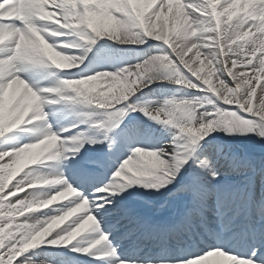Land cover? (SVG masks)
I'll return each instance as SVG.
<instances>
[{"label":"clouds","instance_id":"obj_1","mask_svg":"<svg viewBox=\"0 0 264 264\" xmlns=\"http://www.w3.org/2000/svg\"><path fill=\"white\" fill-rule=\"evenodd\" d=\"M100 2L104 5L103 8L83 14H78L67 7V5L74 6L76 0H36L35 5H27L26 7L35 10L29 12V16H35L36 20L35 23L28 25L27 31L19 29L0 30V46L5 45L6 42L15 41L11 54L0 59V79L6 75H11L14 69L19 71L20 65L36 59L54 70L70 71L78 68L83 63V58L70 54L65 49L82 48L89 42H95L97 36L100 38L107 37L122 44H137L139 32L135 30L136 27H139L147 35L152 18L145 17L144 12L152 6V0H100ZM83 3L87 5L89 0H83ZM128 3L133 5V13L135 18L139 20L138 24L121 21L115 14L117 9L114 6ZM177 3L179 4V0ZM179 7L182 9L183 16L179 23L184 25L182 29L184 37L181 38V43L177 45L181 51L196 48L195 40L189 37H195L197 32H200L201 35L207 33L206 38L208 39L214 38L212 33L220 27L221 23L219 12L213 11L208 15L207 20L194 21L188 11L192 5L180 4ZM57 8L61 11L55 10ZM214 8L215 5H213ZM197 10L193 8V11ZM19 11V8L13 7L12 11L7 14L12 15ZM201 15H205V13H201ZM225 18L228 24L225 32L228 33V29H233L227 38L235 37L245 41L244 44H237L235 49H230L238 58L232 61V68L227 67V62L224 63L223 70L218 68L216 63H213L216 59V53L208 48L206 53L197 52L196 59L192 60L191 63L186 59L184 63L188 64V68H184L183 64H177L175 60H171L168 53L156 54L154 56H163L170 60L175 68L161 71L157 64H149L150 61L156 60L149 57L142 62L125 66L116 71L103 70L83 78L61 79L58 84H63L68 94H75L76 97L86 101L90 106L113 109H116L118 104L130 99L139 89L146 88L153 83L183 84L185 89L197 90L205 93V95L166 98L162 102L150 105V111L144 112V115L163 125L182 129L186 140L195 138L199 141L215 130L226 131L229 126L235 128L237 122L231 119L234 118L235 114H226L221 106L238 105L243 108L247 104L251 107L248 96L253 94L255 88L245 73H238L239 83H236L235 88L230 87L222 79V75L227 72L232 77L233 70L237 68V65L243 67L245 64L243 60L239 59L241 54L256 51L255 40H248L247 37L258 36L264 41V0H243L239 4V10H237V4L233 2L232 7L227 9ZM163 27V23H161L159 25L161 32ZM61 29L68 31H61ZM100 33L105 35L100 36ZM65 36L73 39L59 42L50 39ZM152 39L157 38L152 36ZM167 46L172 49L170 45ZM173 54L176 55L177 60L180 59L175 51ZM186 55L190 56L191 51ZM247 64L251 65V60H248ZM146 65L149 66L146 67ZM181 66L189 75H184L185 72L183 71L181 73L182 79H173L170 74L171 71L180 70ZM253 69L264 72V55L257 58L256 67ZM218 72L220 76H216ZM213 77H216V82L220 84L219 88L214 86ZM57 91H60L58 87L34 88L20 75H12L5 84H0V93H2L0 98L4 101L2 117L5 121H11L13 127L24 123L25 117L28 116H30L28 123L43 122L46 120L44 106L55 103V101L48 100L42 93ZM262 102H264V96H262ZM129 107L132 106L129 105ZM116 110L119 111V109ZM210 129L211 131H209ZM196 133H199L198 137ZM92 139L91 137H82L84 142ZM84 142L77 146L73 144V138L61 137L57 132L51 130L50 125H46L39 139L22 145L16 151L15 167L12 174L18 175L23 184V187L16 194L23 193L22 199L17 203L24 210L35 213L65 201H78L67 211L61 212L59 215L47 216L46 220L35 216L25 217L26 222L31 221L32 223L30 226L25 223V227L20 229L24 233L20 237L22 250L37 247L43 242L45 236L55 232L57 228H61V225L66 221L72 220L74 216L83 212H88L94 201L104 199L106 193L114 194V188L116 190L121 189L120 184L100 185L92 190L94 198L90 201L82 192L68 183L62 170L42 172L33 167L46 165L47 162L68 160L71 158L68 154L78 153L83 148ZM7 154L0 153V157ZM165 154L167 153L163 148L144 149L137 147L134 149L135 158H128L127 166L122 165L121 170H119L120 175L117 177L115 174V177L124 185L145 183L150 187L159 181L161 173L164 176L170 175L168 171L170 161L164 159ZM48 167L53 166L48 165ZM3 172L4 170L0 168V173ZM6 178V175L0 174V180ZM40 186H46L48 190L41 191L39 194L28 193V189H36ZM96 206L99 207V205ZM21 216L24 217L23 212H21ZM96 223L95 217L89 212V215L80 224H77L71 233L65 235V241L73 236L81 235L85 231H95ZM34 229H39V231L33 234ZM2 232L3 229H0V233ZM104 240L106 237L97 243H103ZM23 264H35V262L28 258Z\"/></svg>","mask_w":264,"mask_h":264},{"label":"snow or ice","instance_id":"obj_2","mask_svg":"<svg viewBox=\"0 0 264 264\" xmlns=\"http://www.w3.org/2000/svg\"><path fill=\"white\" fill-rule=\"evenodd\" d=\"M13 3H17V0H13ZM163 3L164 0H159V3H157L155 7L151 6L147 8L144 12V16L151 18L158 17L161 13ZM3 4L4 0H0V5ZM184 4L192 5V8H189L188 11L194 21H203L208 19V15H206L210 12L208 0H184ZM67 7L69 10H73L78 14H83L85 12L97 11L103 8L104 5L100 2V0H95L94 3H88L87 5L83 3V0H76L74 6L67 5ZM114 7L117 9L115 14L121 19V21L133 24L139 23V20L135 18L133 13L132 4L128 3L126 5H118ZM193 8L198 10L193 11ZM55 10L61 11L59 8ZM105 10H107V8H105ZM33 11L35 10L25 6L22 9L23 18H7L0 13V30L12 31L19 29L21 31H27L28 25L36 22L35 16H29V12ZM201 13H205V15H201ZM135 30L139 32L137 44H144L147 39H152L151 34L145 35L139 27H136ZM61 31L68 30L61 29ZM104 35V33H100V36ZM98 38L100 37L97 36L95 42H89L87 45L90 46L95 44ZM155 41L162 42L159 39H155ZM14 45L15 41L13 40L0 46V59H4L6 56L10 55ZM165 45L167 46V44ZM82 48H84L85 52L90 50V48L85 45ZM167 53L171 56L172 60H175L177 64H179V60H177L176 55L173 54V50L168 46ZM150 57L153 59L160 58L159 56L154 55ZM46 67L47 66L38 59L22 64L19 66V71L14 69L11 72V75H6L4 78L0 79V84H5L12 75H20L19 73L27 72L30 68L42 69ZM248 67L253 69L256 67V64L253 63ZM181 71H184L185 75H189L182 66ZM222 79L230 87H236L234 78L230 77L227 72L223 73ZM145 83H147V81H145ZM55 87H58L60 91L45 93H55L60 100L71 102L72 104L90 106L86 103V101H82L79 97H76L75 94H68L63 84H57ZM253 87L255 88L254 82ZM142 89H139L137 92H140ZM249 91H251V89H249ZM255 91V106L249 107V105L245 104L244 107L241 108L238 105H234L236 106L234 111H226V113H234L235 116L231 119H234V121L237 122L235 124V128L231 126L227 127V132H252L253 129H256L258 134L264 138V102H262V96H264V84H261ZM129 105L132 107H129ZM150 105L151 103H131L130 99H128L122 104H118L116 106V109H119V111L113 108H98L105 110L102 113L105 119L99 124H95V127H107L108 130H111L117 126L120 118L124 117L126 112L139 111L144 114V112L150 111ZM125 109H127V111H125ZM80 115L85 118L82 122L88 123L91 122L93 113L84 112L80 113ZM29 119L30 116L25 117L24 123L19 124L18 127H13L11 131L5 132L2 136H0V138L4 137L7 133H11L13 130H23V126L31 125L32 123H28ZM209 131H211V129ZM84 136V133L79 134V137ZM196 136L198 137L199 133H196ZM207 136L208 135H206V137ZM105 139H107V137H105ZM203 140L204 143H207V140ZM82 142L84 141L78 140V137H73V144L78 146L79 143ZM97 142L98 141L93 138L87 143ZM172 143L175 147L171 151L165 150L167 154L164 155V159L170 161L168 169L170 175L164 176L163 173H161L159 181L152 184L150 187L160 189L172 183L181 171L182 167L190 161L196 165L199 170H203L204 173L210 176L212 182L219 184L221 172L216 167L212 166L208 159H198L197 148H202L203 145L198 144L197 139L193 138L191 140H186L183 136V130L179 129V135L174 136ZM20 147L21 146L12 150L0 151V153H8L9 155L5 156V161L11 160ZM111 147L112 144L109 143V148ZM78 154H80V151L78 153H73L72 155L75 156ZM126 161H128V159L122 164L125 167L127 166ZM247 167L248 165L246 162L234 163L232 165L233 170L236 168ZM121 168L122 166L119 170H121ZM119 170L115 172L117 177L120 175ZM18 183L19 181L12 183V185L7 187L3 195L9 196L10 193H13L16 190ZM113 183H115V181ZM99 186L100 185H96V187ZM120 186V190L128 187V185H124L123 183H120ZM190 190L193 194L191 207L185 212L181 222L174 228L153 230L147 229L143 225L140 226L142 230L158 242L160 254L156 258V264H168V262H171V264H213L218 257L230 258L231 264H237V262H243V264H264V205L253 208L244 193H238L226 186L220 185L216 196L215 210L213 211L208 205V201L212 194L210 193L208 187L200 182L199 174L194 178ZM21 199L22 195L20 194L10 196L6 202L4 211H7L8 207L15 205L17 201H20ZM77 202L78 201H68V203L61 204L56 208L55 215H59L61 212L67 211ZM96 205L97 201H94L92 204L93 212L106 211V209H98ZM88 215L89 212H83L74 216L69 223H67L64 227L59 228V231H55V237L50 239V244L67 246L73 241H77V239L86 232H89L85 231L83 234L73 236L67 241L64 239L65 235L71 233V230L75 228L77 224H80V222ZM209 215H213L215 217L218 230H214L209 227ZM93 216L97 222L95 230L97 238L90 240L87 246L78 243L74 245L71 250L74 252L89 254L92 253L93 249H97L98 246L103 245V247H100L98 251L105 253L107 256L117 255V249L113 247L111 243H106L110 234H105V232L100 230L97 218L95 215ZM24 218L25 217H20V220L17 221L12 228L8 229L6 237L0 238V264H14V262L15 264H23V262L28 259L25 254L28 253L29 250L36 248L29 247L26 250H22L20 237L24 233L20 230L13 231V229H21L22 227H25L22 223ZM8 224L9 220L7 218L0 217V229H5V226ZM36 231H39V229H34L33 234H35ZM53 233L54 232L45 236L43 242L39 245L43 244L46 238H49ZM105 237L106 240H104L103 243H97V241H101ZM170 239L176 241L175 248H170L168 246V241ZM14 245L15 247H13ZM149 262L150 261L146 257L144 264H149ZM110 264H117V262L112 261ZM119 264H123V261L121 260Z\"/></svg>","mask_w":264,"mask_h":264},{"label":"bare ground","instance_id":"obj_3","mask_svg":"<svg viewBox=\"0 0 264 264\" xmlns=\"http://www.w3.org/2000/svg\"><path fill=\"white\" fill-rule=\"evenodd\" d=\"M230 1H232V2L230 3ZM180 2H182L181 4L185 5L184 0H179V4L177 3V0H164L165 5L162 6V9H161L162 15L160 14V16H159V17L162 16L165 19V20L161 21V23H163V26H164L163 30H165V31L168 30V29H166L167 21L170 19V17H171L170 14L173 10H175V8H178L177 10H175V12H177L179 14V17L181 19H183L182 9L179 7ZM222 2H223L224 6H223V8L222 7L220 8V12H222V16H221V23H220V27H219L220 28L219 34L222 36V39H223L224 37H228V35L233 31V29H228V33L225 32L226 27L224 25H225V20H226L225 14L227 13L226 12L227 9L231 8L230 6L233 4V2H235L237 4V10H239V4L242 3L243 1L242 0H223ZM157 3H159V0ZM35 4H36V0H22L21 4L19 3V0H17V3L14 4V7L16 5L17 8L23 9L27 5H35ZM12 5H13V3H12ZM21 6H24V7H21ZM1 8H2V5H0V9ZM5 9H6V11L4 10V11L0 12L3 14V16H5L7 11L9 10V6H7ZM17 13H19V12H17ZM22 15H23V13L21 12V16ZM17 17H19V16H17ZM159 21H160V18H159ZM181 25L182 26L179 29V33H178V35L180 37V40H179L180 43H181V38L184 37V33L182 32L184 25L183 24H181ZM156 29L158 30L157 31L158 33H161L158 24L156 25ZM170 33H172V30H170V32L168 34H170ZM197 37H199V38L197 39ZM189 38L194 39L195 43H196V48L190 50L192 57H195L197 52L200 51L199 48L201 47V45L203 43V39L205 38V35L204 34L201 35L200 32H197L195 37H189ZM50 39H53V38H50ZM53 40H55V39H53ZM65 51L70 53V54L76 55L77 57L81 56L83 53V50H81V48H75V47L70 48V49H65ZM101 51H103V49H101ZM104 53L109 57V60H114V54L109 53L107 51H105ZM156 53H159V50L154 47V49H152L149 54H150V56H152V55H156ZM191 55L188 57H191ZM138 58L126 60V62L120 63L114 67H112V63L110 61L105 63V64L100 65V67L98 66V68L96 65H93L90 69L91 71L88 73L87 76L95 74L96 72L103 71V70L116 71V70L123 68L125 66L142 62V60L138 59ZM162 61H163V59H162V57H160L159 59H156L154 61H150L149 64L161 65ZM188 61H189V58H188ZM225 62H227V67L229 68L228 63L230 61L228 58H225V61L221 63V67L224 68L223 65ZM148 66L149 65H146V67H148ZM221 70H223V69H221ZM54 72L55 71H51V70L47 69V67H46V68H42V69L30 68L27 72H21L19 74L21 75L22 78H24L30 84V86H33L34 88L36 86L37 89H39V88H44V87L50 86L48 83L51 82L52 80H54V78H48L45 75L49 76V74H53ZM54 77L59 78L57 73H55ZM237 83H239V82H237ZM40 84H41V86L38 87V85H40ZM3 104H4V102H3ZM3 104H0V119H3V117H2ZM60 104H61V102L56 107L49 106V105L44 106V111L46 113V120L45 121L50 120L51 130L55 131V132L59 131L61 137H68V138H73L74 136L78 137V140H80V141H82V137H79L80 133H84V135L86 137H88L89 134H91L90 132H87L89 129L87 130L84 128L82 130H79V129H77L78 127L76 126V123H78L82 119L80 117L81 115H80L79 111H83V110L89 111V109L85 105H83L82 107H79V105H77V104H67V103L64 104L63 108H61ZM61 105H63V104H61ZM45 121L33 122L31 125L23 126V130L16 129L10 134H5L4 137L0 138V150L1 149H2V151L12 150V149H15L19 146L26 144V143L35 142L37 139H39L41 137L43 130H44V127L47 125V123H45ZM101 121L102 120H99V119H92V123L97 122L99 124ZM18 126H19V124L16 125L15 127H18ZM2 127H4V132H6V131L10 130L11 128H13V124L11 121H5L4 120ZM0 134L2 135L3 132H1ZM145 141L146 140L144 138L139 137L137 142L144 143ZM86 144H87V142H84V146H83V148H81L80 153H83L84 148L86 147L85 146ZM163 147L165 148V150L171 151L175 146L173 145L172 141L169 140V141H167V143H166V141H165V143H163ZM7 155H9V154H7ZM68 155L71 156V158L68 160H60V161H56V162H50V164H47V165H36L33 167L35 169H37L38 171H42V172H52L54 170H62L64 173L66 170H68L67 169L68 166L69 167L74 166L73 163L76 160V156H77V155L74 156L72 154H68ZM5 156L0 157V162L4 163L3 168L4 169L6 168L8 170V173L13 175L12 170H14V167H15V154L13 155V158L11 160H7V161H5ZM118 163H120V162H118ZM48 165H52L53 167L50 168V167H48ZM241 169H244V168H241ZM115 178L116 177L114 176L113 179L105 185L113 186V185L120 184L118 182L113 183V180ZM15 181H19V183L17 185L16 190L12 193L13 195H16V193L19 192L20 189L23 187V184L20 182L19 178ZM10 185H12V183ZM206 186L208 187L209 191L211 192L212 187H210L209 185H206ZM185 187L189 188V190L191 189V185H189V184H186ZM254 187H256V186H254ZM47 190L48 189H46V186H40L36 189H28V193L35 192V193L39 194L41 191H47ZM113 191H114V194L106 193L104 196V199H102V200L98 199L97 200V203L101 204L102 209H106V211L98 212L99 213L98 219L106 217L107 214H109L113 208L116 210H119V209H117V206L120 204L118 198L123 197L125 190L124 189L123 190H116L114 188ZM217 193H215L214 194L215 196H213L215 198L214 199L215 201L213 203H210L211 199H209V201H208V205L211 204L213 206V204H214V206L211 207V209L213 208L214 210H215V206H216ZM20 195H23V193H21ZM246 196L248 197V194ZM253 196H254V199H257L256 194H253ZM92 198H94V197L92 196ZM262 202L263 203L261 205H264V201H262ZM64 203H68V201L62 202L61 204H64ZM61 204H55L51 208L43 209V210H40V211L32 213V214H30L31 212H28V211L24 210L23 208L20 210V212H23L24 217L35 216L38 218H45V220H46L47 216H51V215L56 214V208L59 207ZM15 205H16V207L21 206L18 203H16ZM261 205H258L255 203V204H252V207L256 208V207H259ZM25 223H27L30 226L32 222L31 221L26 222L24 220L23 224H25ZM58 230L56 229V231H58ZM53 234L54 235L51 236V238L55 237V232ZM95 238H97V233L95 231H89V232H86L85 234H83L81 237H79L77 239V241H73L71 244H69V246L72 248L74 245H76L78 243L85 246V244H88V242L90 240L95 239ZM50 239H49V241H50ZM49 241H48V245L51 247H56L59 249H63L65 251L68 250V247L65 245H51ZM85 241H87V243H84ZM102 246L103 245L98 246L97 249H99ZM98 253H101V252L95 251V252L89 253V254H83V253L77 252V254H79L80 256H83V257L96 255ZM27 254L28 255L30 254V250L25 255H27ZM52 255L53 254L37 253L34 256V259H31V260H33L35 262V264H66L65 259H60V258H57L56 255L55 256H52ZM103 259H101V260H103ZM105 261H107L108 264H110V262H112V261L117 262V259L115 260V257H113V256H107V257H105ZM102 264H104V263H102ZM117 264H119V262ZM123 264H136V263L123 262ZM213 264H231V259L225 258V257H218L213 262ZM237 264H243V262H237Z\"/></svg>","mask_w":264,"mask_h":264},{"label":"rangeland","instance_id":"obj_4","mask_svg":"<svg viewBox=\"0 0 264 264\" xmlns=\"http://www.w3.org/2000/svg\"><path fill=\"white\" fill-rule=\"evenodd\" d=\"M231 2L232 1H230V3ZM164 5H165V3H163L162 6H164ZM159 16L152 18L151 26H149V28L156 30L155 29L156 28V25L157 24H159V25L161 24V21L158 20V18H160ZM173 18L174 19H169L168 22H167V27L170 28V29H172V30H175L174 31L175 32L174 36L170 35V36H172V40H173V41L171 40V44L174 45V47H171V48H172L173 51H175L180 56L179 64H183L184 68H188V66H186L188 64L184 63V61L186 59L188 60V58H189V63H191L192 60L196 59V56L195 57H192V55H191V57L185 56L186 53H188L186 51V49H184V51H181V48H178L177 47V45L180 44V41H179L180 40V37L176 36L179 33V31H177V30L179 29V27L181 28L182 25L179 23V21L177 19L179 17L174 16ZM215 34L216 33H214V32L212 33V35L214 37L213 39L206 38L208 34L207 33L204 34L205 35V38L203 39V43H202L201 47L199 48L200 49L199 53H206L208 51V48H211L216 53V59L213 61V63H216V66L218 68L220 67V64L217 63V61L220 62L221 58L222 57H225V56L226 57H229V59H230L229 60L230 62L228 63L229 64V68H232L233 67L232 61L233 60H237L238 58H237L236 55H234L233 51H230V49H235L237 44H244L245 41L244 40L240 41L239 39H236L235 37H233L232 39H228L227 37H224L223 41L221 43L219 41V43L217 45V37H216ZM173 37H174L175 40L173 39ZM255 37H257V38H255ZM246 39H248V40H255L256 51L254 53H252V52H246V53H242L241 54V56L239 57V59L240 60H243L245 62V64H244L243 67H241L238 64L237 65V68H235L233 70L232 77L234 78L235 83H237V82H239L238 73H245L249 77V80L251 81V85H253V82L255 83V90H256V89H258L260 87L261 84H264V72L261 73V71L259 69L254 70L252 68H249L248 67L249 65L247 64V61L248 60H251L252 64L253 63L256 64L257 58L260 57V56H262V55H264V50H263V48H264V41H262L258 36H249V38H246ZM232 41H233V43H232ZM219 44H221V46ZM164 49L166 51L164 50V52L161 53V54H166L167 53V47L164 48ZM225 53H227V55H225ZM160 57H162V59H163L162 64L160 66L161 71H168L169 69H174L175 68V66L171 64L170 60L165 59L163 56H160ZM184 57L186 58L185 60H183ZM200 59H203V57H200ZM205 67H207V65H205ZM182 72L183 71H181V69L180 70H173V71H171L170 74H171V76H172L173 79H182L183 78L182 75H181ZM173 75H176V76H173ZM184 75H185V73H184ZM86 76L83 75V74H80V75L75 76V79L83 78V77H86ZM216 76H220V73L219 72L216 73ZM212 79H213L214 86L217 87V88H219L220 87V84L216 82V77H213ZM175 89H176V87L175 88L171 87V90L169 88V90L167 91L166 88H165L164 90H162L163 91V95L161 94L159 97H151V95H148V97H142V98L136 99V100L132 101L131 103H138V104H148V103H151V105H152V104H155V103L162 102L164 99L170 98V97H173V96H177V97L178 96L179 97L180 96L190 97V96H193V95H205V93L200 92V91H197V90L188 89V90H186V91L184 90V92H182L180 89H177L176 91H175ZM176 92H182V93L179 94V95H177ZM248 100L250 101L251 106H255V103L254 102L256 101V91H254L251 96H248ZM0 103H2L1 100H0ZM222 107H223V109L225 111H234L236 106H234V105H231V106L230 105H222ZM104 111L105 110L102 109L100 113H102ZM137 112L138 111H133L132 114H131L132 117ZM138 115L139 116H142V118L139 119L140 122H142V121L146 122V120L149 118V117L145 116L141 112H139ZM120 120H121V118H120ZM3 121H4V119H0V132H2L4 130V129H2V123H3ZM119 123H120V121H119ZM167 129H168V132L164 133L163 137L158 138V140H162V139L166 138V136H167V138H170V137H172V135L175 136V135H178L179 134V129L178 128L169 126V128H167ZM219 131H221V132H216V135H219L220 138L225 139V138L231 136L234 140H236L238 142V144L246 152L252 154V158H254V157L255 158L256 157H260V159L262 160L261 165H262V169H263L261 172L264 173V138H262L258 134V131L256 129H253L252 132H236V131H233V132L229 133V132H227L225 130H219ZM91 138L96 139L98 141L97 143H100V140H99V136L98 135L95 138V134H94V136L91 137ZM209 140H210L211 143L212 142H216L214 139H209ZM200 141H202V140H200ZM200 141H198V144H199ZM158 143L159 142L153 143L152 146L149 145L150 146L149 149H159ZM0 151H2V149ZM131 157L134 158L135 156L134 155H131ZM3 166H4V163L0 162V168H2L4 170V172L3 173H0V174H4L7 177L4 180H0V191L5 192V190L7 189V187H9L11 183H14L13 182L14 179L8 173V170L7 169L6 168L5 169L3 168ZM250 170L241 172L240 175L241 176H244V174L249 173ZM198 171H199V169L194 164L192 165L191 169L185 168L183 166L182 169H181V171L179 172V174L173 180V182L180 183L181 181H183V179H184V177H185L186 174H188L189 176H193L194 177L193 174L194 173L197 174ZM242 182L243 183L244 182L247 183L248 181L245 179ZM260 183L264 184V181H261ZM141 184L142 185H145V183H141ZM238 184L240 185V182ZM238 184L237 185L236 184H231L230 186H233L234 189H239L240 186ZM171 185H172V183H170L167 186H165L163 188H160V189H154L152 187H149V186H146V185L145 186L147 188H150L153 191L157 190V191L163 192L166 189H168ZM221 185H223V184H221ZM12 195L13 194H9V196H4L3 194L0 195V217L7 218L9 220V224L6 225L5 226V229H3V232L0 233V238H5L8 229L12 228V226L14 224H16V222L19 221L20 220V217H21V215L19 213L20 210L22 209L21 206L20 207H16V205H12V206H10V207L7 208V211H4V208L6 207V202L8 201V199L10 198V196H12ZM19 230L20 229H13V231H19ZM14 264H15V262H14Z\"/></svg>","mask_w":264,"mask_h":264}]
</instances>
